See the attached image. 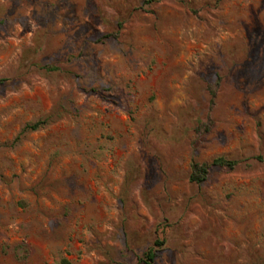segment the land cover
I'll return each mask as SVG.
<instances>
[{
  "label": "rangeland",
  "instance_id": "374dc122",
  "mask_svg": "<svg viewBox=\"0 0 264 264\" xmlns=\"http://www.w3.org/2000/svg\"><path fill=\"white\" fill-rule=\"evenodd\" d=\"M64 259L264 264V0H0V264Z\"/></svg>",
  "mask_w": 264,
  "mask_h": 264
},
{
  "label": "trees",
  "instance_id": "16d2710c",
  "mask_svg": "<svg viewBox=\"0 0 264 264\" xmlns=\"http://www.w3.org/2000/svg\"><path fill=\"white\" fill-rule=\"evenodd\" d=\"M46 69L49 70V69H55V68L46 67ZM41 123L42 122H36V123H33V124H26L22 128L21 132L18 134V136L16 138L18 139V137L20 135H22L23 133H25L27 131H33V130L37 129L38 126ZM211 165H215V166H219V167L224 168V169L232 170L237 165V161L226 159L225 157L219 156V157H216V158L213 159ZM209 167H210V165L208 163H200V162L192 159L191 162H190V173H189L188 179L191 182H195V183L204 182L207 179V176L209 174ZM145 257H146V259L148 261H153L154 260L155 252L153 251L152 248L149 249L145 253ZM62 264H70V262L68 260L64 259L62 261Z\"/></svg>",
  "mask_w": 264,
  "mask_h": 264
}]
</instances>
